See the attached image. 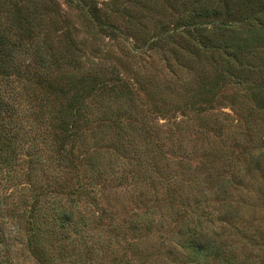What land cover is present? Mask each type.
<instances>
[{"label":"trees","instance_id":"16d2710c","mask_svg":"<svg viewBox=\"0 0 264 264\" xmlns=\"http://www.w3.org/2000/svg\"><path fill=\"white\" fill-rule=\"evenodd\" d=\"M68 1L75 2L100 30L108 27L111 36H115L112 25L101 23L96 0ZM133 1L170 2L172 12H178L171 33L168 30L173 41L168 50L172 58L163 60V69L176 79L179 69L188 68L189 74H194L191 81L180 84L186 101L194 102L200 96L199 100H203L211 94L209 85L215 82L202 70L207 61L216 73L213 79L225 81L242 98L251 100L255 112L264 115V66L254 59L258 46L252 49L250 39H246L235 48L220 38L236 24L247 31L257 27L264 30V0ZM39 4L40 0H0V264H13L12 249L17 237L23 235L36 264H60L65 250L54 237L55 232L71 225V220L85 230L87 220L81 211L90 210L94 224L91 230L95 240L79 251L88 261L86 264H96V260H105L109 254L110 259L114 258L117 251L111 247L113 238H122L132 227L145 231L147 235L141 238L151 236L155 221H146L151 209L128 224L113 223L97 212L99 185L122 182L129 174L131 177L127 178L138 198L148 201L152 196L170 204L168 210L174 216L169 218L167 232H173L171 223L178 226L177 242H169L178 263L264 264V117L248 123L247 117L233 109L237 120L214 119L218 133L213 131L217 134L209 142L214 153L215 146L219 152L220 146L223 148L227 167V172L216 174L215 179H222L223 184L233 188L232 205L226 198L208 200L216 192L204 182L154 171L158 167L153 161L144 171L121 173L115 168L108 170L99 162L88 164L85 153L81 155L79 151L84 145L80 141V124L89 127L111 122L117 126L122 107L109 108V103L113 98H124L117 90L124 87L123 81L105 77L93 67L83 69L88 63L77 56L80 50L75 41L68 33H61L65 37L62 41L56 40L60 36L54 25L45 21ZM160 42L156 39L152 45L158 47ZM193 62L197 63L195 70ZM8 86L11 87L6 90ZM202 91L206 92L201 94ZM94 98L97 104L101 102L97 111L86 105L88 99ZM101 112L108 116L97 118ZM225 117L229 118L227 114ZM258 122L261 132L252 133ZM229 135L234 136L233 146H228ZM239 143L250 145L256 152L248 162L234 156L233 147L242 149ZM144 172H149L150 177ZM212 177L213 174L208 176ZM241 206L253 214L251 229L257 234L256 240L232 225L239 218L236 212L241 211ZM104 220L110 222L105 229ZM230 229L235 230L239 241L249 240L246 257L221 243L231 238L224 233ZM222 237L226 240L220 242Z\"/></svg>","mask_w":264,"mask_h":264},{"label":"rangeland","instance_id":"374dc122","mask_svg":"<svg viewBox=\"0 0 264 264\" xmlns=\"http://www.w3.org/2000/svg\"><path fill=\"white\" fill-rule=\"evenodd\" d=\"M51 1L53 3H50V0H40L39 5L45 14V21L52 23L60 36L56 40L62 41L65 38L61 33L70 34L80 50L77 52L80 61L88 63L83 69L93 67L92 69L101 71L105 77H119L123 81L124 87L117 90L121 91L124 98H113L109 103V108L122 107L119 113L122 114L121 122L117 126L111 122L94 123L89 127L84 123L80 124V141H83L84 145L80 146L79 151L81 155L85 153L88 164L99 162L108 170L115 168V171L121 173L126 170L144 171L153 161L158 167L154 171H162L164 176L176 174L184 179L204 182L216 192L210 194L208 200L226 198V202L232 205L230 196H233V188L229 184H223L222 179H215L216 174L227 172V167L223 148L220 146L219 152L218 145L215 146L217 154L211 149L210 142L218 133L214 119L218 122L223 119L227 122L237 120L233 109L247 117L248 123L255 118L262 119L264 115L255 112L251 100L242 98L225 81L213 79L216 73L207 61L202 64V70L204 75L215 82L213 86L209 85L212 88L211 94L203 100H199L200 96L194 102L184 99L185 93L180 84L191 81L194 74H189L188 68L179 69V78L176 79L166 74L163 69V60L172 58L168 50L173 46V41L168 34L171 33L178 16V12L173 13L170 8L172 3L144 1L145 3L135 4L133 0H96L101 23L106 27L112 25L115 29V36L112 37L108 27V30H100L83 10L76 7L75 2L71 4L68 0ZM158 35L163 36L162 40L157 38ZM220 38L235 48H238L239 44L243 45L244 40L250 39L252 49L258 46L254 59L264 66L263 29L257 27L247 31L236 24L230 32H225L223 37L220 35ZM156 39L161 41L158 47L152 45V41ZM192 65L193 70L197 69V63L193 62ZM9 87L11 86L6 90ZM205 92L202 91L201 94ZM97 101L95 98L93 101L88 99L86 105L97 111L101 104H97ZM226 114L229 118L225 117ZM106 115L108 116L101 112L97 118H104ZM260 126L261 122H258L251 132L260 133ZM215 130L217 133L213 132ZM226 139L228 146H233L234 136H226ZM239 145L242 149L234 150L236 146L232 148L234 156L248 162L256 152L254 153L250 145ZM136 154L139 158L135 160ZM129 157L133 160H129ZM144 173L149 176V172ZM212 174L213 177L208 178ZM140 175L143 177L142 173ZM127 177H131V174L124 177L126 180L123 179L122 182L99 185L101 192L97 193V212L103 213L105 219L110 218L113 223L121 224L125 221L128 224L151 209L147 211L149 213L146 217V221H155L150 231L151 236L144 238L147 235L144 230H135L132 227L122 238H113L114 246L111 247L117 251L114 258L110 259L109 254L105 260H96V264H183L178 263V256H173L175 251L169 244L172 240H178L175 237L178 226L175 227L171 223L170 231L173 232H167L169 218L174 216L172 210H168L170 204L166 203L165 199L155 200L152 196L148 201L138 198ZM243 208L241 206V211L236 212L239 218L233 221L232 225L240 229L246 237L252 236L253 240H256L257 234L251 229L253 214ZM81 213L87 220L85 230L76 224L75 220H71V225H64L55 232L54 237L60 240L65 250L60 264L88 262L79 251L95 240L91 230L94 229V224L90 210ZM236 213L232 214V218H235ZM109 223V220H104L102 227L105 229ZM159 223L164 225L160 226ZM234 232V229L225 231L231 238L227 239V242H221L226 240L222 237L220 242L225 247H233V250H237L240 257L244 258L249 255L250 242L239 241L238 234ZM114 233L117 234L118 231ZM16 240L17 244L12 249L15 259L13 264H36L27 249L25 235L17 237ZM220 242L218 245H221Z\"/></svg>","mask_w":264,"mask_h":264}]
</instances>
